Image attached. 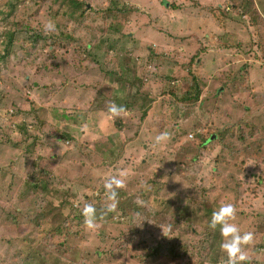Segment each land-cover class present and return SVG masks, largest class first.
I'll return each instance as SVG.
<instances>
[{
    "label": "rangeland",
    "instance_id": "1",
    "mask_svg": "<svg viewBox=\"0 0 264 264\" xmlns=\"http://www.w3.org/2000/svg\"><path fill=\"white\" fill-rule=\"evenodd\" d=\"M160 1L0 0V264H219L208 223L225 203L253 233L249 264H264V0L243 17L228 5L241 0ZM103 97L132 106L123 127ZM111 177L125 186L105 214ZM142 195L141 237L127 210ZM85 203L95 228L77 218Z\"/></svg>",
    "mask_w": 264,
    "mask_h": 264
},
{
    "label": "clouds",
    "instance_id": "2",
    "mask_svg": "<svg viewBox=\"0 0 264 264\" xmlns=\"http://www.w3.org/2000/svg\"><path fill=\"white\" fill-rule=\"evenodd\" d=\"M43 28L47 33L56 31V25L51 19L45 22ZM126 111L127 109L123 105H117L115 102L110 103L107 108L108 114L113 118L120 116ZM167 139L168 133L166 132H162L155 137L157 144ZM124 186V181L117 177H111L105 182V214L116 209L117 189ZM81 215L86 228L92 229L96 227L99 217L97 216V209L94 203H85ZM235 217L236 209L231 203L221 205L217 210L213 211L210 217L209 229L215 231L219 228L221 236L220 250L222 255L219 259V264H246L249 260L247 246L253 242L254 236L252 232L241 233L238 224L232 222Z\"/></svg>",
    "mask_w": 264,
    "mask_h": 264
},
{
    "label": "trees",
    "instance_id": "3",
    "mask_svg": "<svg viewBox=\"0 0 264 264\" xmlns=\"http://www.w3.org/2000/svg\"><path fill=\"white\" fill-rule=\"evenodd\" d=\"M19 0H14V2H11L10 4H6V7H8L10 10H12L13 8H14V6H15V4L18 2ZM175 1L176 0H174V1H171V0H161L160 1V3L163 5V7L164 8H167L168 10H170V9H174L175 8V6H176V3H175ZM185 1V0H184ZM187 1H193V0H187ZM242 2H239V3H232L231 1L228 3V5L230 6V7H232V8H236V9H238V11H240V15L243 17V16H245V15H247L248 13H250V12H252V10L256 13V10H255V8L253 7L252 8V3L250 2V0H241ZM81 4V3H80ZM192 4V3H191ZM85 6V5H84ZM1 7V6H0ZM214 8V7H213ZM214 9H216V12H219L220 11V8H218V7H215ZM1 12V11H0ZM1 19H2V17H1ZM3 37H2V40H1V42L3 41ZM7 43V42H6ZM12 43H13V40L12 39H10L9 41H8V43H7V46L6 47H9V46H11L12 45ZM75 79H77V77H75ZM136 89H134L135 90V92L138 90L137 89V87H135ZM78 90V89H77ZM127 93L128 94H132V90L131 89H128L127 90ZM137 93V92H136ZM135 93V94H136ZM199 93H200V91H199V89L196 87V89H195V93H194V97L193 98H186V99H181V102H191V103H195L197 100H198V96H199ZM102 96H100V98H101ZM144 97V103L142 104V105H140V110H141V113H140V117H139V120H138V122L140 123L141 121H143V119L144 118H146L147 117V115H148V112L150 111L149 110V105H150V103H152V101L151 100H149L148 98H146V96H143ZM100 98H98L99 100H100ZM104 99H102L101 100V102L98 100V107H96V109H100V111H102V112H106V113H108L107 112V108H108V105L110 104V102L108 101V100H106L105 99V97H103ZM109 103H108V102ZM126 109H127V113H122L121 115H120V118H119V121L118 122H120V125L123 127V123H126V121L125 120H130L129 118H127L129 115H128V111L131 109V105H129L126 101H123V104H122ZM94 107V108H95ZM93 110H95V109H93ZM126 114V116L127 117H124V115ZM122 120H124V121H122ZM116 122V121H115ZM6 137V136H5ZM213 138H215V136H213V135H209L208 136V138L207 139H205L204 141H202V144L201 145H203V144H205V143H207V142H210ZM2 139V137H0V143H3L4 144V142L1 140ZM5 142L6 141H9V139L8 138H6L5 140H4ZM36 166H34V168L30 171V178H29V180H28V184H27V186L29 187V188H34L35 190H37V189H39V183L37 182V180L38 179H35L36 178ZM87 189V188H86ZM91 195H90V197H88V198H92V196H93V193H94V190L91 188ZM66 192H67V194L69 193V191H68V189H66V191H64V193H65V195H66ZM117 192H118V190H117ZM63 193V194H64ZM86 194V193H85ZM128 216H129V218L130 219H132V221H134V220H136V219H138V218H141L142 219V226H141V228L140 229H137V226H132V224H131V228H132V230L133 231H136V232H138V234L137 235H140V233L142 234L144 231H145V229H146V226L147 225H149V222L148 221H146V220H144L146 217H148L149 216V213H150V211H151V213H152V210L149 208V206H148V203H147V201H146V197L145 196H136V197H134L133 196V198H132V200H131V202H130V205H129V207H128ZM57 212H58V210H57ZM57 212H56V214H55V216L57 215ZM37 216L38 217H36L33 221L35 222V223H37V220H38V218H40V213H37ZM61 216V215H60ZM76 217V216H75ZM152 219L153 220H157V218H155L154 216H153V214H152ZM77 218H79V219H82L83 217H82V215H79V216H77ZM64 220V222H62V223H64V225L63 224H59L58 226H56V227H59V228H64V226H66L68 223H69V220H68V217L66 218V219H63ZM53 228H55V227H52V228H50L49 230H48V232H50V235L52 234L53 235V231H55L56 229H53ZM141 236V235H140ZM39 237V236H38ZM45 237V236H44ZM44 237H42V238H44ZM142 237V236H141ZM42 238H40V240H42ZM25 241V240H24ZM29 242H30V240H28ZM16 249H17V251L16 252H14V254H13V258H16L17 260H19V258H20V254L22 253V248L21 247H19V246H17L16 245ZM20 253H19V252ZM154 252V255L155 256H157L159 253H160V251L158 250V248L156 247V249H155V251H153ZM22 255V254H21ZM30 256H22L21 257V260H22V264H36L35 262H34V260L32 259V258H30V259H28ZM1 259H3V260H5V258H1ZM6 261V260H5ZM4 264V263H3ZM246 264H249V260L246 262Z\"/></svg>",
    "mask_w": 264,
    "mask_h": 264
}]
</instances>
